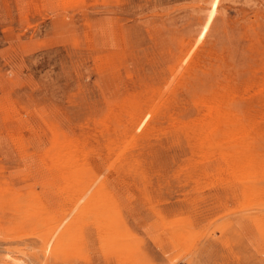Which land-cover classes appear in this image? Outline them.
Listing matches in <instances>:
<instances>
[{"label": "rangeland", "instance_id": "obj_1", "mask_svg": "<svg viewBox=\"0 0 264 264\" xmlns=\"http://www.w3.org/2000/svg\"><path fill=\"white\" fill-rule=\"evenodd\" d=\"M0 264H264V0H0Z\"/></svg>", "mask_w": 264, "mask_h": 264}]
</instances>
